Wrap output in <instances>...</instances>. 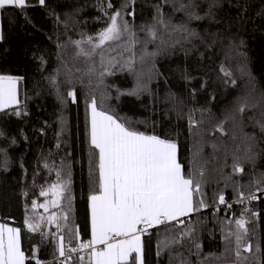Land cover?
Wrapping results in <instances>:
<instances>
[{
  "label": "trees",
  "instance_id": "16d2710c",
  "mask_svg": "<svg viewBox=\"0 0 264 264\" xmlns=\"http://www.w3.org/2000/svg\"><path fill=\"white\" fill-rule=\"evenodd\" d=\"M26 5L0 12V75L22 78L19 105L0 110V222L21 230L25 255L35 252L41 264H57L61 234L65 245L90 239L88 197L98 171L90 154L87 103L95 97L98 107L132 127L175 140L189 172L196 153L203 164L201 193L194 200L208 207L182 224L173 221L143 235L145 264H264V196L237 200L232 210L215 208L221 194L236 200L264 191V0H45L44 5L26 0ZM181 5L186 7L177 10ZM158 9L166 27L158 22ZM116 12L129 31L91 56L79 54L92 52ZM57 172L61 181L71 179V203L66 193L59 208H33L34 200L40 205L53 198L40 192L58 182ZM63 212L68 220L57 221L60 230L47 222L52 213ZM241 218L248 233L237 258L229 233ZM26 219L40 229L30 231ZM249 243L251 252L243 251Z\"/></svg>",
  "mask_w": 264,
  "mask_h": 264
},
{
  "label": "snow or ice",
  "instance_id": "6c2138e0",
  "mask_svg": "<svg viewBox=\"0 0 264 264\" xmlns=\"http://www.w3.org/2000/svg\"><path fill=\"white\" fill-rule=\"evenodd\" d=\"M39 3L44 5L45 0H39ZM6 6L24 9L27 5L26 0H0V10ZM185 7L181 5L177 10H183ZM157 11L161 17L158 22L166 27L163 14L159 9ZM119 16L120 13L116 12L110 17L111 24L99 34V42L93 44L92 52L81 49L79 54L91 56L96 48H100L108 41L119 40L123 33L128 32L127 21L123 24L119 23ZM194 18L201 19L199 16ZM149 34L152 39L156 38L157 33L154 28L149 29ZM191 34L195 35L194 32ZM92 39L88 37V42L91 43ZM75 43L79 46L81 41ZM101 60L103 61L102 54ZM21 79V77L0 75V110L19 105L18 84ZM68 96L73 103L76 102L77 96L74 91L68 92ZM87 107L90 154L96 159L98 171L94 190L88 197L91 238L81 241L75 247L70 246L71 240H69V246L66 248L65 237L61 234L58 237V251L61 257H65L62 264H67L72 259L71 255L66 253H78L84 250H88L86 264H145L142 236L149 228L167 225L172 221L182 224L180 217L208 207L203 199L198 202L194 200V196L201 193V182L205 175L199 153H196L190 161L192 171L189 172L186 164L181 162L179 145L175 140L132 127L130 121L103 110L102 104L98 107L95 97L87 103ZM239 111L243 113V105ZM16 115L20 113L16 112ZM190 125L194 126L191 121ZM261 129L264 131V124H261ZM234 170L243 171L237 166H234ZM57 179V183L40 192L41 196H48L51 193L53 198L40 205L34 200L33 208L40 207L48 211L49 204L59 208L66 193L71 203V179L61 181L59 172ZM256 198L255 195L250 197V199ZM219 203H226L222 194L219 196ZM39 219L44 221L45 217L40 216ZM46 219L49 224H56L57 229L60 230L61 225L57 221L60 219L67 221L68 214L63 212L58 216L57 213H52ZM24 223L30 231H37L41 227L39 223H32L27 219ZM235 223L236 231L230 232L229 236H235L236 256L239 258L248 229L243 218L236 220ZM68 231L71 233L72 230ZM41 235L44 236L45 233L41 232ZM53 237L55 238V234ZM75 237L80 240L78 230ZM251 250L250 243L243 245V251L251 252ZM78 258L81 264H85V256ZM30 260H35V264H41L35 252L28 257L22 251L21 230L0 224V264H28Z\"/></svg>",
  "mask_w": 264,
  "mask_h": 264
},
{
  "label": "built area",
  "instance_id": "2783aa9c",
  "mask_svg": "<svg viewBox=\"0 0 264 264\" xmlns=\"http://www.w3.org/2000/svg\"><path fill=\"white\" fill-rule=\"evenodd\" d=\"M253 195H255L257 198H256V199H250V197L253 196ZM260 195H263V196H264V191H255V192H253L252 194H250V195H248V196L243 195V198H241V196H240V197H239L238 199H236V200H231V199L227 198V197L224 195L226 203H225V204H220V203L218 202V203L215 205V208H216V210H219V209H221V208H225V209H228V210H232V208H233V204H235V202H236L237 200H246V199H248V200H251V201H257V200H258V197H259ZM228 205H231V207H228ZM180 220H182V219H180ZM182 221H183V220H182ZM170 223H171V222H170ZM159 226H163V225H159ZM159 226L149 228L148 231H147V233H145L144 235H150L151 232H152L154 229H156L157 227H159ZM77 245H78V244H77ZM77 245H73V244H71L70 246L75 247V246H77ZM68 246H69V244L66 245V248H67ZM87 251H88V250H84V251H81V252H78V253H66V255H71L72 259H74V258L76 259V258H78L79 256H86V255H87ZM78 259H79V258H78ZM55 261H56L57 264H62V262L65 261V257L58 256V257L55 259Z\"/></svg>",
  "mask_w": 264,
  "mask_h": 264
},
{
  "label": "crops",
  "instance_id": "0c3cea01",
  "mask_svg": "<svg viewBox=\"0 0 264 264\" xmlns=\"http://www.w3.org/2000/svg\"><path fill=\"white\" fill-rule=\"evenodd\" d=\"M0 12H1V10H0ZM12 106H14V105H12ZM6 109V108H5ZM193 213V212H192ZM192 213H189L187 216H189V215H191ZM187 216H184V217H180L179 219H183V218H185V217H187ZM173 222V221H172ZM4 224H7V225H11V226H13V227H16V226H14L13 224H11V223H4ZM90 229H91V223H90ZM90 238H91V231H90ZM142 241H143V244H144V239L142 238Z\"/></svg>",
  "mask_w": 264,
  "mask_h": 264
},
{
  "label": "rangeland",
  "instance_id": "374dc122",
  "mask_svg": "<svg viewBox=\"0 0 264 264\" xmlns=\"http://www.w3.org/2000/svg\"><path fill=\"white\" fill-rule=\"evenodd\" d=\"M11 107V106H10ZM244 195V194H243ZM0 224H4V223H1L0 222ZM7 225V224H6ZM9 227H13V226H11V225H8ZM14 228H18V227H14ZM142 238H143V236H142ZM22 249V248H21Z\"/></svg>",
  "mask_w": 264,
  "mask_h": 264
},
{
  "label": "bare ground",
  "instance_id": "6f19581e",
  "mask_svg": "<svg viewBox=\"0 0 264 264\" xmlns=\"http://www.w3.org/2000/svg\"><path fill=\"white\" fill-rule=\"evenodd\" d=\"M252 202V201H251Z\"/></svg>",
  "mask_w": 264,
  "mask_h": 264
}]
</instances>
